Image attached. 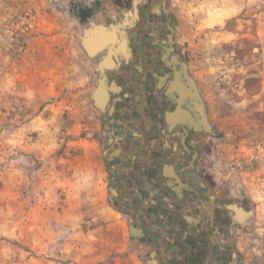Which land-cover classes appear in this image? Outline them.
Here are the masks:
<instances>
[{
	"label": "rangeland",
	"instance_id": "1",
	"mask_svg": "<svg viewBox=\"0 0 264 264\" xmlns=\"http://www.w3.org/2000/svg\"><path fill=\"white\" fill-rule=\"evenodd\" d=\"M61 1L0 0V264H149L111 199L96 58ZM105 1L117 20H138L134 0ZM162 5L207 104L204 170L224 200L249 209L232 242L242 264H264V0L136 8L142 18L150 7L159 30L167 19L151 9Z\"/></svg>",
	"mask_w": 264,
	"mask_h": 264
},
{
	"label": "flooded vegetation",
	"instance_id": "2",
	"mask_svg": "<svg viewBox=\"0 0 264 264\" xmlns=\"http://www.w3.org/2000/svg\"><path fill=\"white\" fill-rule=\"evenodd\" d=\"M148 9L132 25L127 55L106 70L105 108L92 100L105 128L111 199L152 264H242L232 238L249 209L224 200L204 170L207 104L188 61L168 41L170 21L159 19L156 30ZM173 112L180 121L170 126Z\"/></svg>",
	"mask_w": 264,
	"mask_h": 264
},
{
	"label": "water",
	"instance_id": "3",
	"mask_svg": "<svg viewBox=\"0 0 264 264\" xmlns=\"http://www.w3.org/2000/svg\"><path fill=\"white\" fill-rule=\"evenodd\" d=\"M137 2L138 0L133 1L132 16H134V18L135 17L137 18L139 15L136 8ZM151 10L155 15H157V13H160V15L162 16L168 13V9L166 8L165 5H162L161 8L159 6H154ZM167 20L169 21L170 19L168 18ZM166 24L169 30L171 31V33L169 34L168 41L172 43L173 27L168 22ZM131 25L132 24L127 17H125L122 20H118L116 23L111 24L109 26L100 25L101 28H104L106 32V36L102 44L96 50H91L87 48V36H88L89 28H85L83 31L81 43L83 44V46H85L90 56H96L99 53L105 52V54H103L102 57L96 63L95 70L98 72L97 85L91 92L93 103L99 109L103 110L105 108V105L109 97V93H108L109 88L106 85V70L115 67L116 61L114 60V58L116 56H120V55L125 56L129 51V38L126 34L125 29L126 27H129ZM185 67H187L186 62H185ZM189 79L191 82L195 83L191 75H189ZM199 97L200 100H202V96L199 95ZM166 119L170 126H173L176 124V122L180 121V119L176 117V113L174 112L168 114ZM187 119H188L187 117L185 119L183 118V121L184 122L189 121ZM203 121L205 123L204 131L210 132L212 129V125L209 123L208 117L206 116V110ZM130 234L133 236L137 235L132 226H130Z\"/></svg>",
	"mask_w": 264,
	"mask_h": 264
},
{
	"label": "crops",
	"instance_id": "4",
	"mask_svg": "<svg viewBox=\"0 0 264 264\" xmlns=\"http://www.w3.org/2000/svg\"><path fill=\"white\" fill-rule=\"evenodd\" d=\"M60 3L63 5V9H70L72 7V10L76 11L74 23L75 25L81 26V33L79 38L80 48L87 57L94 59L96 58L95 62L97 63L102 55L105 54V52L99 53L96 56H90L85 46H83V44L81 43L83 31L85 28H89L87 36V48L96 50L102 44L106 36L104 28H101L100 25L109 26L116 23L118 21L116 18L117 16H115V14L110 11H106L105 7H107L108 3L105 0H62ZM211 25L212 24H209V26ZM114 60L116 61V65H118V63L120 62L119 56H116ZM96 85L97 82H95L92 90ZM139 243L142 248L145 249L148 253V246L143 242L139 241ZM148 260L149 264L153 263V260Z\"/></svg>",
	"mask_w": 264,
	"mask_h": 264
}]
</instances>
